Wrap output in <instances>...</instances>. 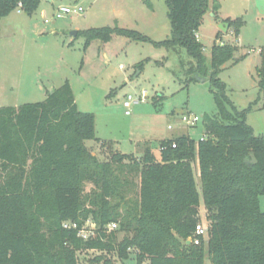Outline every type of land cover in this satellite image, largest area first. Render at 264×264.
Listing matches in <instances>:
<instances>
[{"label":"trees","instance_id":"obj_1","mask_svg":"<svg viewBox=\"0 0 264 264\" xmlns=\"http://www.w3.org/2000/svg\"><path fill=\"white\" fill-rule=\"evenodd\" d=\"M42 1L0 0V19L16 8L31 16ZM165 1L170 36L162 41L109 26L77 34L85 46L118 34L184 48L213 87L217 114L203 120L206 138L162 139L159 159L148 147L139 156L122 153L96 138L94 114L78 109L67 81L42 101L0 107V264H80L79 254L89 251L99 253L90 264H114L128 259L130 250L136 264H204L205 257L210 264H264V135L254 133L245 121L249 109L238 110L218 78L224 64L237 61L236 46L214 44L208 68L196 36L204 12L217 11L219 0ZM224 22L239 35L241 21ZM259 54L264 95V47ZM88 140L99 141L108 157L92 154ZM128 175L138 178L135 202L126 198ZM87 182L92 187L86 192ZM200 200L207 232L195 245L187 240L200 220ZM88 220L96 229L83 239L77 229ZM112 222L117 228L107 231ZM118 231L131 235L117 241Z\"/></svg>","mask_w":264,"mask_h":264},{"label":"rangeland","instance_id":"obj_2","mask_svg":"<svg viewBox=\"0 0 264 264\" xmlns=\"http://www.w3.org/2000/svg\"><path fill=\"white\" fill-rule=\"evenodd\" d=\"M44 3L31 16L16 8L0 19V107L42 101L48 92L67 81L78 109L94 114L96 138L112 141L122 153L139 156L148 147L158 155L160 140L180 134L195 141L201 139L203 120L216 115L217 107L208 75L197 74L195 61L184 48L171 50L149 40L118 34L107 41L92 39L85 46V37L77 34L79 30L109 26L162 41L170 36L165 0ZM65 5H80L83 12L53 18L56 9ZM225 20L242 22L238 36L233 34V26L217 36L219 24ZM196 34L208 68L214 44L236 46L237 61L224 64L218 78L225 84V94L233 105L238 110L249 109L245 121L254 133L264 135V95L257 75L261 64L259 50L264 47V0H219L217 11L206 9ZM140 89H146L148 99L133 105L126 115L124 97ZM186 112L199 116L200 121L192 127L180 123ZM168 124L171 129H167ZM86 145L100 160L108 157L99 141L88 140ZM191 165L199 189L196 160ZM127 177L131 184L126 198L135 202L138 178ZM91 187L87 182L85 191ZM260 210L264 212V195L260 196ZM198 217L200 223L207 225L202 200ZM130 235L118 231L117 241ZM133 251L128 259H116L114 264H136ZM98 254L80 253L79 263L90 264L89 260ZM204 264H210L208 257Z\"/></svg>","mask_w":264,"mask_h":264},{"label":"built area","instance_id":"obj_3","mask_svg":"<svg viewBox=\"0 0 264 264\" xmlns=\"http://www.w3.org/2000/svg\"><path fill=\"white\" fill-rule=\"evenodd\" d=\"M83 12V8L80 5H73V6H61L56 9V11L53 13V18L59 19L64 17L65 15H70V14H79ZM44 22L47 23L49 22L48 19H44ZM197 36V35H196ZM261 50V48H260ZM259 50V52H260ZM148 99V94L146 89H140L138 93L135 94H130L128 93L123 101H122V106L124 107V113L126 115L130 114V108L138 103H143ZM200 121V117L191 113V112H186L181 115L179 122L188 126L192 127L195 126L198 122ZM171 125H167V129H171ZM206 135H203L201 139H205ZM173 147H175V144H172ZM63 226L65 228H73L76 229L77 225L75 223H70V222H65L63 223ZM117 228V224L112 222L106 225V230L107 231H112ZM96 226L93 222L91 221H86L82 227L77 229V235L83 239L89 238L95 231ZM206 225L198 222L195 225L194 232L192 234V237L190 238V242L194 243L195 245H198L200 243V237H205L206 236Z\"/></svg>","mask_w":264,"mask_h":264},{"label":"water","instance_id":"obj_4","mask_svg":"<svg viewBox=\"0 0 264 264\" xmlns=\"http://www.w3.org/2000/svg\"><path fill=\"white\" fill-rule=\"evenodd\" d=\"M227 27H228V23L227 22H222V23L219 24V29L220 30L226 31ZM73 34H76V32H73ZM252 161L254 162L255 160L253 159ZM187 243H190V240H187Z\"/></svg>","mask_w":264,"mask_h":264},{"label":"crops","instance_id":"obj_5","mask_svg":"<svg viewBox=\"0 0 264 264\" xmlns=\"http://www.w3.org/2000/svg\"><path fill=\"white\" fill-rule=\"evenodd\" d=\"M46 2H47V3H51L52 0H46L45 3L42 1V2L40 3L39 7H40L41 4H43V3L46 4ZM39 7H38V9H39ZM38 9H37V10H38ZM37 10H36V11H37ZM223 22H224V21H223ZM219 30H220V29H219ZM253 130H254V129H253ZM154 155H155V153H154ZM155 157H156L157 159H159V158H160V153H159L158 155H155Z\"/></svg>","mask_w":264,"mask_h":264}]
</instances>
